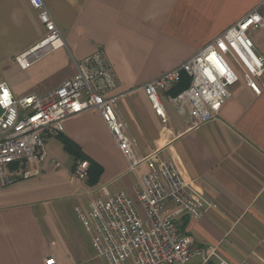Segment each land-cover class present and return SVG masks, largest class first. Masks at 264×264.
Segmentation results:
<instances>
[{
    "label": "crops",
    "instance_id": "0c3cea01",
    "mask_svg": "<svg viewBox=\"0 0 264 264\" xmlns=\"http://www.w3.org/2000/svg\"><path fill=\"white\" fill-rule=\"evenodd\" d=\"M64 46L31 66L28 82L1 80L14 97L45 95L74 73L72 60L103 52L115 78V115L136 142L141 159L156 152L172 162L205 203L198 220L184 217L183 233L216 250L209 264H264V90L254 96L239 81L215 120L189 128L162 93L165 122L158 118L142 87L193 57L264 0H43ZM44 29L26 0H0V74L14 58L37 45ZM264 59V30L249 34ZM63 132L45 137L54 168L45 161L37 176L0 184V264H106L98 258L75 209L83 211L104 193L135 198L136 178L95 111L67 119ZM60 137L76 144L102 169L89 186L72 176L77 160Z\"/></svg>",
    "mask_w": 264,
    "mask_h": 264
},
{
    "label": "built area",
    "instance_id": "2783aa9c",
    "mask_svg": "<svg viewBox=\"0 0 264 264\" xmlns=\"http://www.w3.org/2000/svg\"><path fill=\"white\" fill-rule=\"evenodd\" d=\"M26 2L45 34L37 45L14 58L21 71L64 46L45 2ZM260 30H264V1L193 57L142 87L154 114L165 122L161 94L171 91L182 75L190 80L188 88L168 97L167 102L178 114L187 116L189 128L215 120L231 89L241 80L254 96H260L264 90V59L249 36ZM72 65L74 75L45 95L16 98L6 83H0V184L37 176L47 160L54 168L59 167L48 157L44 138L61 134L67 119L95 111L125 160L126 173L135 176L141 166L147 168L135 180L134 199L123 192L110 195L102 189L103 197L93 200L86 211L75 209L96 256L106 264H209L216 258V250L198 245L180 229L184 217H202L204 200L174 163L160 160L156 152L136 158V142L125 135L115 115V99L108 97L117 82L103 52L72 60ZM87 171L88 163L79 161L72 176L86 181ZM43 264L57 262L48 256Z\"/></svg>",
    "mask_w": 264,
    "mask_h": 264
},
{
    "label": "trees",
    "instance_id": "16d2710c",
    "mask_svg": "<svg viewBox=\"0 0 264 264\" xmlns=\"http://www.w3.org/2000/svg\"><path fill=\"white\" fill-rule=\"evenodd\" d=\"M190 80L187 76L182 75L180 82L170 91L171 97H176L179 93L188 88ZM63 147L66 152L72 155L77 162L86 161L88 163L87 179L86 183L89 186H95L98 183L99 177L102 174L101 167L94 161L85 156L81 149L67 138L60 137ZM76 162V163H77Z\"/></svg>",
    "mask_w": 264,
    "mask_h": 264
},
{
    "label": "rangeland",
    "instance_id": "374dc122",
    "mask_svg": "<svg viewBox=\"0 0 264 264\" xmlns=\"http://www.w3.org/2000/svg\"><path fill=\"white\" fill-rule=\"evenodd\" d=\"M53 53L49 54L44 59L51 58L57 54V53H55V54H53ZM26 71H19L16 68L12 67L11 69L8 70L7 73L0 74V81L4 80V79L7 80L8 77L12 76L16 80V84L18 86L23 85V84H27L29 78H28V74H27L28 72H26Z\"/></svg>",
    "mask_w": 264,
    "mask_h": 264
}]
</instances>
